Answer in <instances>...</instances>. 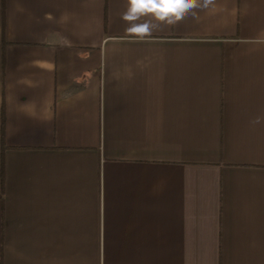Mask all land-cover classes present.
<instances>
[{
	"label": "crops",
	"instance_id": "1",
	"mask_svg": "<svg viewBox=\"0 0 264 264\" xmlns=\"http://www.w3.org/2000/svg\"><path fill=\"white\" fill-rule=\"evenodd\" d=\"M126 9L0 0V264H264V0Z\"/></svg>",
	"mask_w": 264,
	"mask_h": 264
},
{
	"label": "clouds",
	"instance_id": "2",
	"mask_svg": "<svg viewBox=\"0 0 264 264\" xmlns=\"http://www.w3.org/2000/svg\"><path fill=\"white\" fill-rule=\"evenodd\" d=\"M215 0H127V9L121 19L129 24L127 31L139 38L149 35L155 25L149 19L168 25H175L189 12L197 8L214 6ZM143 19V22L140 23ZM264 122V117L257 116L251 123L253 125Z\"/></svg>",
	"mask_w": 264,
	"mask_h": 264
}]
</instances>
